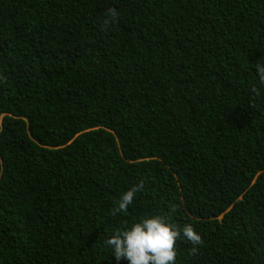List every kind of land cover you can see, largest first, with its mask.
<instances>
[{"label": "trees", "instance_id": "1", "mask_svg": "<svg viewBox=\"0 0 264 264\" xmlns=\"http://www.w3.org/2000/svg\"><path fill=\"white\" fill-rule=\"evenodd\" d=\"M257 63L264 0H0V264H128L157 214L204 241L175 264H264Z\"/></svg>", "mask_w": 264, "mask_h": 264}, {"label": "clouds", "instance_id": "2", "mask_svg": "<svg viewBox=\"0 0 264 264\" xmlns=\"http://www.w3.org/2000/svg\"><path fill=\"white\" fill-rule=\"evenodd\" d=\"M120 13L114 6L106 9V14L101 20V30L109 31L119 22ZM256 71L261 85H264V63L256 64ZM3 77H0V81ZM253 88V92H257ZM143 188V181L129 188L123 195L114 202L111 215L128 212L129 206L133 203L136 193ZM174 211V209H173ZM185 239L193 247V254H196L199 246L204 241L202 236L190 224L182 228L170 222L164 215L145 216L138 222L129 226L116 228L105 243L112 250L116 260L126 259L128 264H175L177 257V241Z\"/></svg>", "mask_w": 264, "mask_h": 264}]
</instances>
